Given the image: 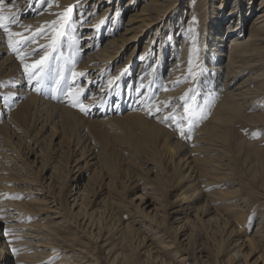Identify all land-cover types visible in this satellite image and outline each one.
Masks as SVG:
<instances>
[{
    "label": "rangeland",
    "instance_id": "obj_1",
    "mask_svg": "<svg viewBox=\"0 0 264 264\" xmlns=\"http://www.w3.org/2000/svg\"><path fill=\"white\" fill-rule=\"evenodd\" d=\"M117 1L121 23L129 8L125 6L127 0ZM208 1L218 3V0H203L204 7L198 14H190V8H183L178 3L176 17L168 19L165 26L153 21L146 34L136 42V54H131L132 61L128 65L133 69L134 80L139 52L149 39L154 38L150 44L153 46L150 63L159 60L163 53L166 60L162 58V65L158 67H161L163 78L168 64L177 57L176 54L169 58V52L182 40L190 39V56L185 61L189 66L184 76V82L189 81L190 86L187 95L181 99L184 100L183 107L188 105L189 118H184L185 108L183 116H177L175 110L171 117L182 118L185 125L181 128L176 121V128H166L168 132L175 131L185 142L212 113L211 98L201 95L203 90L198 86L204 81L200 75L204 74L202 69L209 53L207 46L203 45L205 25L193 33L186 27L190 18L208 21V17L202 15L203 11L209 14L211 6ZM140 2L136 0L134 10L138 9ZM97 3L98 0H90L80 12V3H69L74 6L73 11L66 26L61 28L59 22L56 25L63 35L59 36L54 50L50 47L52 22L59 21L61 13H57L51 24L38 34L39 38L45 37L48 41L44 46L48 48L46 53H50L48 59L56 64L53 68L58 73L55 78L65 80L68 85L76 80L74 70L92 52L90 49L78 51L77 45L69 38L76 35L75 42H81L79 39L84 34L81 24L84 21L90 23L89 20L105 8V2ZM49 5V0H44L41 9L47 10ZM103 19L107 21L105 16ZM113 20L108 26L116 33ZM87 31L95 34L93 28ZM91 38L90 43L94 44V37ZM104 38L102 35L98 44L92 45L93 49L101 46ZM128 51L123 49L117 54L110 68L92 84L94 89L108 79L112 81L110 88L116 82L121 83L119 76L110 78V74L115 65L126 59ZM43 69H47L45 64ZM91 72L90 68L80 72L83 75H78L79 81H85ZM162 85L161 82L157 89L161 90ZM136 88L135 83L134 90ZM15 98L23 99L18 95ZM260 110L258 107L249 112L258 114ZM124 112L125 109L104 120H93L92 116V122H87L89 116L83 113L87 120L82 122L84 137L99 161L95 165L78 160L80 148L77 149L72 127L47 121L49 125L41 130V124L34 122L29 114L20 116L14 125L8 124L9 132L0 135V165L5 167H0V240H6L9 252L0 256V264H65L75 262L82 255L85 260H91L81 252L84 250L95 260L83 264H259L253 258L259 253L264 257V248H257L254 256V252L243 253L242 248L235 252L224 235L227 228L220 225V220L216 221V214L208 213L210 205L204 202L205 198L194 199L197 185H192L191 179L184 174L170 173L164 163L170 147L168 140H164V132L155 130L150 121L126 119ZM153 118L154 115L150 114L147 119ZM234 119L228 122L225 132L218 134L223 137L232 169L231 180L236 184L230 186L224 179L217 183L223 189H234L247 199L245 238H250L259 220L255 213L258 195L264 186V140L260 138L264 131L248 130L240 123L242 118ZM56 135L59 136L55 138ZM261 210L264 214V208ZM232 215L227 216L230 221L227 226H234L235 231L242 229L235 225L234 219L230 218ZM42 239L50 243L41 242ZM66 256L68 259L64 258ZM182 256L184 260L179 259Z\"/></svg>",
    "mask_w": 264,
    "mask_h": 264
},
{
    "label": "bare ground",
    "instance_id": "obj_2",
    "mask_svg": "<svg viewBox=\"0 0 264 264\" xmlns=\"http://www.w3.org/2000/svg\"><path fill=\"white\" fill-rule=\"evenodd\" d=\"M89 1L49 0L50 5L47 10L41 9L44 0H5V3L0 6L3 15L11 17L10 20H6L8 32L0 28V68L4 67L0 70V132L2 133L0 135H6L10 129L8 124L14 125L20 116L25 114H29L34 122L41 124L39 126L41 130H45L47 121L63 124L74 128L77 149L80 148L78 160H85V163L90 162L91 165H95L99 161L93 148L87 146L82 124L87 120L83 113L89 116L87 122H92L116 116L125 109L124 118L150 121L155 130L164 132V140H168L170 145L167 148L164 163L169 167L170 173L184 174L191 179L192 185H197L194 199L205 198L204 202L210 205L208 213L216 214L218 216L215 218L216 221L220 220V225L227 228L224 235L235 252L242 248L245 250L243 253L249 255L254 252V256L257 248H264V214L261 213V209L264 208V186L258 195L259 203L255 213V216H259V220L251 237L245 238L247 199L239 196L234 189H223L217 183L218 180L224 179L230 186L236 184V182L232 183L229 155L223 137H220L218 133L225 132L228 122H232L237 117L242 118L240 123L246 129L264 131V0H218L216 4L208 1L211 6L209 14L206 11L202 12L203 16L208 17L207 22L204 18L199 19L200 21L193 18L187 20L186 27L192 30V33L198 28L199 31L200 28L202 30L205 25L206 34L203 32L205 34L203 45L207 46L209 53L202 69L204 74L200 75L204 81L198 86L203 90L199 91L201 95L211 98L212 106L211 116L207 120L203 119L204 121L194 130L188 142L182 141L174 130V132H168L166 128L168 126L176 128L174 126L176 120L171 119L173 111L176 110L177 116H183L184 100L181 101V99L187 95L190 86L189 81L184 82L189 66L185 61L190 56V39L182 40L178 47H173L169 52V58L176 54L177 57L168 64L163 78L160 74L161 67L158 69L162 65V58L166 60L163 53L159 56V60L150 63L153 47L150 44L155 41L154 38L149 39L139 52L137 75L134 80L131 75L133 69L130 68L131 65L128 68V65L132 61L131 54H136V42L146 34L153 21L165 26L168 19L176 17L179 10L176 7L178 3L183 8H190V14L192 12L198 14L204 7L203 0H187L184 1L185 3L176 0H141L136 10H134L136 0H127L125 6L129 8V11L121 23H119L118 1L98 0V5L105 2L103 12L97 16L99 19L94 16L89 20L90 23L85 24L84 21V24H81L80 27L84 29V34L79 39L81 42H75L76 35L69 38L71 43L77 45L78 51L86 49L92 51L91 55L87 54L86 60L74 70V73H80L90 68L92 72L84 79L85 81L81 83L76 76V80L70 81L68 85L65 80L56 79L55 75L58 73L53 70L56 64L53 65L49 59L44 63L47 69L42 71L39 68L30 69L31 72H39L38 76L30 78L24 66L35 64L48 50L47 46H44L48 44L45 37H38L40 31L51 24L55 16H58L57 13H62L68 8L69 3L73 5L80 3V12ZM104 16L107 21L103 19ZM112 18L116 33L111 32L108 26ZM12 20H15V23H12ZM95 21L96 23H93ZM105 21L104 24L100 23ZM88 28H93L95 34H90L92 32L87 31ZM102 29L103 31H100ZM10 33L19 35L10 36ZM102 35L105 36L103 43L93 49ZM92 36L94 44L90 43ZM9 40L13 42L16 51L9 47ZM16 41L21 43L16 44ZM123 49H129L126 59L115 65L110 74V78L119 76L121 83L116 82L110 88V79H108L94 89L92 84L110 68L111 62ZM199 55L203 60V54ZM124 82H126L125 86ZM161 82L163 85L160 90L157 88ZM135 83L136 90H134ZM70 91L72 95L69 94ZM157 91H161L160 94H156ZM76 93H79L78 97L75 96ZM17 95L23 99L15 98ZM74 97L77 105L86 106V111L81 112L79 106L73 107ZM168 105L169 107L166 108ZM177 107H179L178 110ZM258 107L261 109L260 113L249 112ZM150 113L154 115L152 120L147 119ZM92 116L94 119L90 120ZM166 117L169 119H165ZM184 123L185 121L179 118L178 125L181 128L185 125ZM57 136L59 135L55 138ZM260 138L264 140V133ZM3 161L5 162L4 159ZM0 167L5 168L2 165ZM211 174H217V176ZM231 213L233 215L230 218L234 219L235 225L242 228L236 229L240 233L238 235L234 226H227L230 222L227 216ZM5 241L0 240L1 257L9 252ZM41 242L45 241L42 239ZM81 252L88 255L91 260H95L87 251ZM260 254L255 255L253 260L264 264V257ZM64 258L68 259L67 256ZM84 258L82 255L75 262L65 264H83L91 261ZM179 259L184 260L185 257L182 256Z\"/></svg>",
    "mask_w": 264,
    "mask_h": 264
},
{
    "label": "snow or ice",
    "instance_id": "obj_3",
    "mask_svg": "<svg viewBox=\"0 0 264 264\" xmlns=\"http://www.w3.org/2000/svg\"><path fill=\"white\" fill-rule=\"evenodd\" d=\"M5 3V0H0V6H2L3 4ZM73 7L74 6H69L68 8L65 9V11L63 13L60 14L59 16V21H54L52 22V29H53V36H52V42H51V45L50 47L54 50L55 49V46H56V43H57V40L59 38V36L63 35V32L58 30L56 25L57 23L59 22L61 24V28H63L64 26L67 25L69 19H70V16H71V13L73 11ZM11 17H5L3 15V12H2V8H0V28L4 29L5 32H8V27L6 25V20H10ZM12 23H15V20H12ZM11 35H19V34H16V33H10V36ZM16 44H19L21 43V41H16L15 42ZM9 47L10 48H13V51H16V48L13 47V42L11 40H9ZM50 55V53H45V55L43 57H41L40 60L36 61L35 64L29 66V65H25L24 68H25V72L26 73H29L30 75V78L32 77H36L39 75V72H31L30 69H35V68H39L40 71H42L43 69V65L45 63V61L48 59V56ZM78 75H83L82 73H73V76L76 77ZM37 83L39 84V80L37 81ZM110 85L112 84V81L109 82ZM38 90V89H37ZM70 95H72L71 91L69 93ZM76 97L79 96V93H76L75 94ZM72 104H73V107H77L79 106L80 108V111L81 112H84L86 111V106H83V105H77V103L75 102V97L72 101ZM185 108V119H188L189 116V108H188V105L185 104L184 106ZM157 111H159V109H157ZM151 114V113H150ZM191 115H195V113H192ZM165 119H169V117H166ZM171 119H174L177 121V123H179V118L178 117H171ZM191 129H189L190 131ZM190 138V137H189Z\"/></svg>",
    "mask_w": 264,
    "mask_h": 264
}]
</instances>
